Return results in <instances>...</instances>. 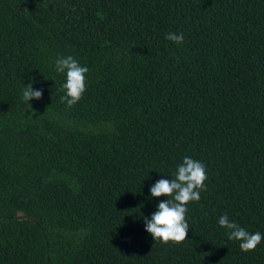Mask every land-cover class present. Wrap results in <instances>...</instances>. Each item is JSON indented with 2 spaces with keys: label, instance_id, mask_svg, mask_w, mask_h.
<instances>
[{
  "label": "trees",
  "instance_id": "obj_1",
  "mask_svg": "<svg viewBox=\"0 0 264 264\" xmlns=\"http://www.w3.org/2000/svg\"><path fill=\"white\" fill-rule=\"evenodd\" d=\"M185 156L208 179L165 245L142 217ZM222 215L264 234V0H0V264H264Z\"/></svg>",
  "mask_w": 264,
  "mask_h": 264
},
{
  "label": "clouds",
  "instance_id": "obj_2",
  "mask_svg": "<svg viewBox=\"0 0 264 264\" xmlns=\"http://www.w3.org/2000/svg\"><path fill=\"white\" fill-rule=\"evenodd\" d=\"M165 39L180 46L185 37L183 33L169 32ZM55 71L65 75L62 85L65 95L61 96V102H66L67 107L72 108L83 98L89 70L69 55L55 60ZM34 82L30 79L23 90L22 99L27 104L30 100L41 99L42 96L41 90L33 89ZM173 176L174 179H160L150 187L151 197L164 199L157 204V210L150 217H142L145 231L151 235L153 241L158 240L165 245H179L187 240L190 229L186 220L187 205L200 200V193L205 190V181L208 179L206 165L189 156L183 158ZM218 223L220 227L228 230L229 240L240 242L242 252L254 251L264 240V234L258 231L249 233L227 215L220 216Z\"/></svg>",
  "mask_w": 264,
  "mask_h": 264
}]
</instances>
